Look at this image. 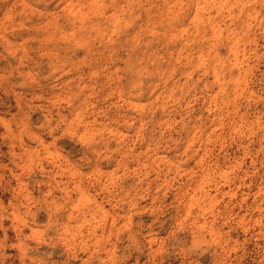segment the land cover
Returning <instances> with one entry per match:
<instances>
[{"label": "clouds", "instance_id": "1", "mask_svg": "<svg viewBox=\"0 0 264 264\" xmlns=\"http://www.w3.org/2000/svg\"><path fill=\"white\" fill-rule=\"evenodd\" d=\"M0 264H264V0H0Z\"/></svg>", "mask_w": 264, "mask_h": 264}]
</instances>
